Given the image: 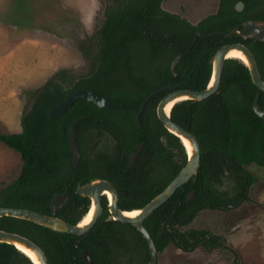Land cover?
<instances>
[{
	"label": "trees",
	"instance_id": "1",
	"mask_svg": "<svg viewBox=\"0 0 264 264\" xmlns=\"http://www.w3.org/2000/svg\"><path fill=\"white\" fill-rule=\"evenodd\" d=\"M162 1L113 0L95 32L93 70L67 90L49 81L21 116V131L0 133V142L22 161L17 177L0 190V207L50 214L53 196L68 192L69 199L56 216L76 224L90 204L87 197L75 193L76 186L103 178L115 188L121 210L139 209L163 190L187 160L180 139L156 116L159 100L169 91L146 101L137 125L136 115L147 97L166 86L204 89L211 75V57L232 42L250 50L264 81V41L226 35L247 20L264 21V0H219L217 10L196 24L164 10ZM238 1L243 3L240 11L235 9ZM177 56L173 72L171 64ZM76 88L92 90L112 106L98 107L78 98L63 114L49 117L48 110ZM256 94L264 110V92L253 84L245 64L230 57L223 62L215 93L172 106L171 120L196 138L201 155L194 180L178 187L143 221L157 254L169 245L184 252L225 245L208 229L183 227L202 210H227L247 199L253 176L245 167H264V121L252 109ZM72 125L80 154L75 165L69 149ZM138 144L141 150L129 165ZM192 190L194 195L187 200ZM101 205L100 217L82 235L11 216L0 217V229L30 239L42 249L48 264H148L149 250L141 233L130 223L106 220L104 196ZM82 251L91 263L83 259ZM0 264L33 263L13 245L0 243Z\"/></svg>",
	"mask_w": 264,
	"mask_h": 264
},
{
	"label": "rangeland",
	"instance_id": "2",
	"mask_svg": "<svg viewBox=\"0 0 264 264\" xmlns=\"http://www.w3.org/2000/svg\"><path fill=\"white\" fill-rule=\"evenodd\" d=\"M113 0H0V133L21 131L20 118L49 81L70 89L92 69L95 32ZM219 0H163L191 24ZM99 5V7H97ZM53 87V86H51ZM20 155L0 142V190L20 172ZM247 199L227 210H202L183 228L208 229L224 246L184 252L173 245L157 264H264V167L250 164Z\"/></svg>",
	"mask_w": 264,
	"mask_h": 264
},
{
	"label": "water",
	"instance_id": "3",
	"mask_svg": "<svg viewBox=\"0 0 264 264\" xmlns=\"http://www.w3.org/2000/svg\"><path fill=\"white\" fill-rule=\"evenodd\" d=\"M243 8V3L241 1L236 2L235 9L240 11ZM229 37L240 36L242 38H250L257 39L260 41H264V21L262 20H247L243 22L242 27L234 28L230 33L226 34ZM239 50L242 55H244V59L241 61L247 67L249 72V76L253 84L261 91L264 92V81L261 79L260 74L258 72L256 62L253 54L250 50L242 43L232 42L227 43L219 47L214 55L211 57V75L208 84L206 87L199 91L189 90V89H176L174 86H166L160 88L154 92H152L147 99L142 103L139 112L136 115V123L139 125V117L141 113L145 109L146 101L163 92H167L158 102L156 106V116L162 123V125L167 129L170 133L177 136L182 142L186 153L187 160L184 166L179 170V172L172 178V180L163 188L161 192L155 195L148 203H146L143 207L139 209H134L137 211L135 215H128L126 212L133 210H121L118 206V194L113 187V185L105 179L102 178H94L90 179L86 183L82 185H77L75 189V193L82 196L87 197L90 201L89 209L91 205H93V212L90 220L81 224L82 219L76 224H70L58 218L56 216V211L60 209L69 199L68 192H63L60 194H56L50 201V214H40L34 211H30L27 209L21 208H10V207H0V217L1 216H11L24 220H28L34 222L36 224L42 225L44 227L50 228L54 231L61 233H68L73 235H82L89 231L93 225L96 223L98 218L102 212L101 205V197L106 192L110 195L107 198V210L108 216L106 220L112 221L117 220L124 223L132 224L145 239L148 250H149V262L148 264H157V250L154 245V242L143 225V221L146 217H148L154 210H156L159 206H161L165 201L169 199V197L175 192V190L181 185L187 183L190 179L194 180L195 175L197 174V170L200 162L201 149L196 138L186 129L175 123L170 118V110L172 106L181 100H192L198 101L202 100L211 94L215 93L218 90L222 66L225 59L230 58L228 53L231 50ZM240 60V59H239ZM179 61V56H177L171 64V71L174 72L175 66ZM53 90V87H51ZM78 98H84L87 101H91L98 107H111L112 103L109 102L102 95L95 93L92 90L80 89L76 88L71 92L65 95L63 101L57 103L52 106L47 114L49 117H56L65 112V110L70 107L73 102ZM169 112L165 111V107L167 104L171 103ZM252 109L257 116H259L264 121V110H261L258 105V94L255 95L252 102ZM186 140L189 143L190 150L188 151L186 145L184 143ZM69 149L72 153V163L75 165L80 157L78 145L76 143V134L74 131V126L72 125L69 129ZM141 150V144L137 145L136 151L131 154L129 157V165H131L136 155ZM37 168L40 166L36 164ZM194 195V190H192L187 195V200L191 199ZM89 211V210H88ZM88 212H86L87 214ZM85 214V215H86ZM0 243H7L13 245L15 248L23 252L29 259L32 261L33 259L24 252L23 249L19 248L21 246L24 249L31 251L34 254L35 259L38 261V264H48L46 256L42 249L32 242L30 239L12 232H7L0 229ZM83 259L87 260L88 263H91L92 260L89 258L88 253L86 251H82Z\"/></svg>",
	"mask_w": 264,
	"mask_h": 264
},
{
	"label": "bare ground",
	"instance_id": "4",
	"mask_svg": "<svg viewBox=\"0 0 264 264\" xmlns=\"http://www.w3.org/2000/svg\"><path fill=\"white\" fill-rule=\"evenodd\" d=\"M228 56H229V57H234V58H236V59H240V60H241V59H242V60L244 59V55H242L241 51L236 50V49L231 50V51L228 53ZM171 105H172V102L166 105V107H165V111H166V112H169ZM184 143H185V145H186L187 150L189 151V150H190L189 143H188L186 140H184ZM104 195L106 196V198H109V197H110V195L107 194L106 192L104 193ZM88 210H89V211H87L88 213L83 217V219H82V221H81V224H85L86 221L88 222V221L90 220L91 215H92V212H93V205H91V208H90V209L88 208ZM136 213H137L136 210L126 212V214H128V215H135ZM18 247L21 248V249H23L24 252H26V253H27V254L33 259V261H34L35 264H38V261L35 259L34 254H33L31 251H29V250H27V249H24V248H22V247L19 246V245H18Z\"/></svg>",
	"mask_w": 264,
	"mask_h": 264
},
{
	"label": "flooded vegetation",
	"instance_id": "5",
	"mask_svg": "<svg viewBox=\"0 0 264 264\" xmlns=\"http://www.w3.org/2000/svg\"><path fill=\"white\" fill-rule=\"evenodd\" d=\"M55 105H56V104H55ZM107 139H110V138H108V137H107ZM131 154H132V153H131ZM131 154H130V156H131ZM130 156H129V157H130ZM102 179H103V178H102ZM105 180H106V179H105ZM103 196L106 198V196H105V195H103ZM101 198H102V197H101ZM106 199H107V198H106Z\"/></svg>",
	"mask_w": 264,
	"mask_h": 264
},
{
	"label": "clouds",
	"instance_id": "6",
	"mask_svg": "<svg viewBox=\"0 0 264 264\" xmlns=\"http://www.w3.org/2000/svg\"><path fill=\"white\" fill-rule=\"evenodd\" d=\"M97 7H99V5H97Z\"/></svg>",
	"mask_w": 264,
	"mask_h": 264
},
{
	"label": "snow or ice",
	"instance_id": "7",
	"mask_svg": "<svg viewBox=\"0 0 264 264\" xmlns=\"http://www.w3.org/2000/svg\"><path fill=\"white\" fill-rule=\"evenodd\" d=\"M86 223H87V221H86Z\"/></svg>",
	"mask_w": 264,
	"mask_h": 264
}]
</instances>
